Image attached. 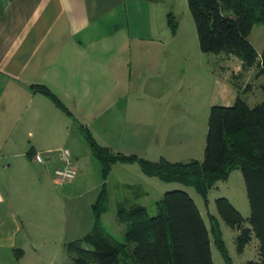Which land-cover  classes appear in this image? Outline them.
Masks as SVG:
<instances>
[{
	"label": "crops",
	"instance_id": "0c3cea01",
	"mask_svg": "<svg viewBox=\"0 0 264 264\" xmlns=\"http://www.w3.org/2000/svg\"><path fill=\"white\" fill-rule=\"evenodd\" d=\"M183 7V0H0V264H66V243L78 238L83 221L69 225L63 211L69 203L61 204L55 224L36 238L17 209L11 185L16 175L27 178L38 171L43 176L52 163L56 170L69 160L77 174L86 172L85 155L68 145L70 138L86 141L81 125L116 152L136 143L150 159L189 161L203 154L206 135L198 142L194 123L173 122L171 116L181 104L182 88L167 97L176 51L164 39L165 22ZM196 54L192 71L200 66L211 75L213 64ZM220 59L227 68V57ZM216 73L220 89L204 98L198 112L236 101L238 91L225 71ZM35 85L47 86L68 111ZM136 90L150 98L133 104ZM36 163H44L46 171ZM32 185L45 196L48 188L36 176Z\"/></svg>",
	"mask_w": 264,
	"mask_h": 264
},
{
	"label": "trees",
	"instance_id": "16d2710c",
	"mask_svg": "<svg viewBox=\"0 0 264 264\" xmlns=\"http://www.w3.org/2000/svg\"><path fill=\"white\" fill-rule=\"evenodd\" d=\"M195 19L200 47L205 53L220 58L236 56L243 68L257 67V76L264 74V49L259 53L250 40L256 24H264V0H188ZM168 23L176 33L178 23L170 13ZM34 88L50 97L68 111L60 99L44 85ZM231 106L214 105L211 109L205 158L189 161H158L137 154L116 152L101 145L89 128L81 131L93 154L102 164L107 178L117 162H138L148 176L166 182L194 186L207 201L209 190L219 181L229 178L232 171L241 169L246 181L251 214L247 219L227 197L217 199L218 211L233 228L240 229L238 249L242 251L252 233L261 242V261L264 264V101L251 106L241 87ZM135 189V197L147 195L140 184H127ZM156 214L139 202L130 207L120 205L118 218L127 224L124 240L119 241L107 229L103 215L109 209L106 183L91 205L94 222L83 237L66 243V250L75 264H215L212 256L210 231L223 253L226 264H234L229 255L219 218L211 214L210 227L191 195L182 189L170 190L154 201ZM19 249V253H21Z\"/></svg>",
	"mask_w": 264,
	"mask_h": 264
},
{
	"label": "rangeland",
	"instance_id": "374dc122",
	"mask_svg": "<svg viewBox=\"0 0 264 264\" xmlns=\"http://www.w3.org/2000/svg\"><path fill=\"white\" fill-rule=\"evenodd\" d=\"M183 7L175 16L178 23L176 33L171 30V27L166 20L165 29L166 35L164 39L166 43L175 48L174 57L176 59L175 74L172 75L168 82L171 86V90L168 96H171L176 92L177 88H182V92L179 97L181 98V104L175 108L173 122H191L196 125L198 142L200 140L207 141V135L209 130L211 110L207 108V111L200 110L198 108L203 103L204 98L211 99L215 93L218 92L220 87L215 83L217 78V70L225 71L227 74V81L236 89V85L241 87L244 97L248 100L251 106H254L264 101V74L257 76L258 68H243L242 61L236 56L228 55V67L217 65L216 54L205 53L202 51L199 42L198 31L195 23V19L190 10L189 4L186 0H183ZM186 8V9H184ZM167 24V25H166ZM168 26V27H167ZM250 40L255 46L256 50L261 53L264 49V24H256L250 34ZM196 51L203 56L205 63L213 64V71L210 75L209 72L204 75L200 66H197L196 72L192 71L191 60L192 57H196ZM224 65V63H223ZM217 68V70H216ZM199 72L202 74H199ZM215 70V71H214ZM207 77V78H206ZM157 84L162 86V82L157 80ZM151 96H158V91L152 93ZM213 94V95H212ZM133 104L140 103L144 98H150L143 93V90H136L133 92ZM136 99L139 101L137 102ZM183 101L185 106H183ZM188 101V103H186ZM142 103V102H141ZM210 101H207V107H209ZM137 105H134L136 107ZM72 142L70 138L68 145H70L72 152L78 155H85L83 158L85 171L83 174H77L75 180L69 182H59L55 174V165L52 163L45 170L44 163H36V167L44 169L46 171L43 176L36 171L37 175H29L24 178L20 175L14 177L12 186V196L15 195V204L20 214L29 221V228L34 232L36 238L37 235L47 233L48 226H52L53 216L60 211L61 204L69 203L68 209L63 210L69 216V225L74 221H83L80 231L77 232V237L81 238L88 233L93 226L94 217L92 211V204L96 201L103 186L106 183L109 191V209L103 215V222L107 229L114 235L119 241L124 240L127 224L121 222L118 218V211L120 205L130 207L133 203L139 202L146 205L150 216L156 214L154 201L160 199L165 192L175 190V186L187 191L194 199L198 207L200 208L204 218L206 219L208 226L210 227V213L216 215L220 220V227L222 231V237L226 249L231 256L234 264H247L250 261H261L262 255L260 251L261 242L259 238L252 233L251 240L245 245L244 249L240 251L238 249L237 238L240 234V229L233 228L223 218L220 217L217 205V199L219 197H227L233 205L242 213L246 220L250 217L251 206L249 196L247 192V185L241 169H235L226 180H219L208 193L207 201L198 192L194 186H187L178 182H166L159 177L147 176L140 164L135 163H122L117 162L114 164L109 176L105 178L103 167L101 162L93 152L87 141ZM136 143H129L124 146H120L125 149L126 152H122L126 155L134 153V150L144 152V154H138L141 157L150 159L149 153L142 150ZM102 145V144H101ZM105 146V145H103ZM117 147V146H114ZM164 148V145L159 146ZM75 149V151H73ZM137 154V153H135ZM160 155V154H158ZM155 156V155H154ZM162 157L156 156L154 161L160 160ZM205 158V150L203 154L199 156V160ZM184 161V160H183ZM65 164V163H64ZM63 164V165H64ZM61 165V166H63ZM89 167V169L87 168ZM34 176L40 180L48 190L45 196L42 197L40 192L35 191ZM125 182L133 184H140L149 193L146 197L136 198L135 189L127 187ZM179 189V188H178ZM43 201L49 202L45 206ZM71 204L78 206V209H73ZM47 213V214H46ZM41 217H48L46 220H42ZM246 225H249V221H246ZM26 233L25 229L22 231ZM76 238V239H78ZM212 256L215 264H226L225 257L215 242V237L210 231ZM75 240V239H73ZM72 241V240H71ZM51 243V242H50ZM46 251H43L42 256H45ZM65 253V252H64ZM66 254L67 251H66ZM66 264H75L73 259L69 256Z\"/></svg>",
	"mask_w": 264,
	"mask_h": 264
},
{
	"label": "built area",
	"instance_id": "2783aa9c",
	"mask_svg": "<svg viewBox=\"0 0 264 264\" xmlns=\"http://www.w3.org/2000/svg\"><path fill=\"white\" fill-rule=\"evenodd\" d=\"M59 182H72L77 177V169L72 161H67L63 166H60L55 171Z\"/></svg>",
	"mask_w": 264,
	"mask_h": 264
}]
</instances>
